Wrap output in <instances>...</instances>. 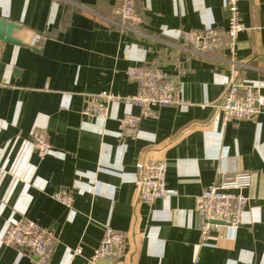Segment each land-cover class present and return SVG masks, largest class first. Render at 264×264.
Wrapping results in <instances>:
<instances>
[{"label": "crops", "instance_id": "1", "mask_svg": "<svg viewBox=\"0 0 264 264\" xmlns=\"http://www.w3.org/2000/svg\"><path fill=\"white\" fill-rule=\"evenodd\" d=\"M135 1L140 27L154 36L228 27L229 10L220 0ZM74 2L98 15L61 0H0V18L22 25L13 32L21 44L0 41V232L23 218L54 230L48 264L68 262L77 248L82 252L72 264H90L106 226L126 236L119 264H264V111L223 124L229 50L192 54L100 19L111 17L121 0ZM240 10L236 58L245 65L239 79L264 93V0L242 2ZM37 35L44 37L40 45ZM132 65L174 76L190 103L160 108L159 118L142 120L139 137L123 138L120 119L139 108L111 104L108 119L83 109L93 93L134 94ZM37 128L54 147L43 160L32 147ZM163 159L171 196L139 202L137 163ZM239 171L252 175L243 190L249 198L243 222L236 229L213 225L214 246H201L199 196L222 173ZM64 188L73 191V210L53 197ZM0 264H33L31 252L0 242Z\"/></svg>", "mask_w": 264, "mask_h": 264}, {"label": "built area", "instance_id": "2", "mask_svg": "<svg viewBox=\"0 0 264 264\" xmlns=\"http://www.w3.org/2000/svg\"><path fill=\"white\" fill-rule=\"evenodd\" d=\"M61 1L92 14L95 13L80 2ZM220 1L229 10L228 27L225 32L215 25H208L204 29L165 30L160 36L144 33L140 27L142 18L136 8L135 0H121L119 4L113 6L111 17L101 15L99 17L122 31L140 33L192 54L216 57L215 54L226 47L230 54L227 59L230 63V74L223 75L221 78L224 84V94L219 105L223 124H226L232 119H253L259 116L264 111V93L260 92V86L256 83L239 79V69L245 64L236 58L239 34L244 29L240 4L253 0ZM43 39L42 35H37L35 45H40ZM173 40H182L184 45L170 42ZM127 75L138 84V89L134 94L120 96L110 91L93 93L88 95L83 109V114L86 116L108 119L111 118V104L116 105L123 102L128 107L139 108L140 113L136 114L128 110L120 119L123 138L139 137L140 124L143 119H157L160 108L179 106L186 101L179 80L163 70L132 65L128 68ZM189 103L186 101V105ZM32 147L41 160L54 154V147L41 128H37L32 134ZM166 172L167 162L164 159L143 160L137 163L134 183L139 202L152 205L158 198L167 199L171 196L172 190L166 184ZM251 181L252 175L248 171L222 173L221 178L199 196L198 211L202 218L201 246H214L210 242L211 227L220 225L214 221H224L234 229L241 225L249 202L243 190L251 185ZM53 197L69 209H74L73 191L64 188L54 192ZM56 240L54 230L47 229L34 220L26 218L10 222L0 232L1 243L30 251L33 264H48ZM126 248L125 234L111 226H106L103 239L95 249L90 264H119L126 255ZM81 252V248L72 250L70 260L64 264H72V259Z\"/></svg>", "mask_w": 264, "mask_h": 264}, {"label": "water", "instance_id": "3", "mask_svg": "<svg viewBox=\"0 0 264 264\" xmlns=\"http://www.w3.org/2000/svg\"><path fill=\"white\" fill-rule=\"evenodd\" d=\"M22 25L9 20L6 17L0 18V41L3 43L21 44V41L13 36L16 29H21ZM226 224V223H222Z\"/></svg>", "mask_w": 264, "mask_h": 264}, {"label": "bare ground", "instance_id": "4", "mask_svg": "<svg viewBox=\"0 0 264 264\" xmlns=\"http://www.w3.org/2000/svg\"><path fill=\"white\" fill-rule=\"evenodd\" d=\"M140 113V112H139ZM214 223H218V224H222V223H224V221H214Z\"/></svg>", "mask_w": 264, "mask_h": 264}]
</instances>
